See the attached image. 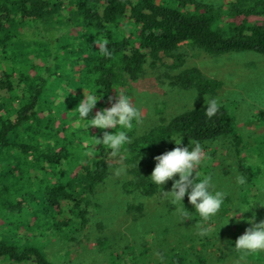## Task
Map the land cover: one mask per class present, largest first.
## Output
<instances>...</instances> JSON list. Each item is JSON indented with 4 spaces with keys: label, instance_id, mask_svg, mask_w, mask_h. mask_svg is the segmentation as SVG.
Returning a JSON list of instances; mask_svg holds the SVG:
<instances>
[{
    "label": "trees",
    "instance_id": "obj_1",
    "mask_svg": "<svg viewBox=\"0 0 264 264\" xmlns=\"http://www.w3.org/2000/svg\"><path fill=\"white\" fill-rule=\"evenodd\" d=\"M226 1L227 5L215 9L196 0H0L2 54L8 55L29 42L20 30L26 22L52 23L55 18L61 22L62 12L69 11V26L74 30V34L36 37L30 42L36 45L39 55L48 51L45 61L51 56L55 59L45 63L48 75L32 74V64L23 67L15 78L11 71L6 78H0V228L5 237L0 238V261L53 264L37 247L22 245L23 239L16 240L20 227L31 226L30 218L50 216L57 220L60 216V224L78 230L91 222L96 189L110 175L108 151L101 145L92 155L87 150L78 156L70 135L61 136L57 126L62 111L76 109L84 89L98 91L102 98L97 104L101 107V100L125 84L126 76L138 78L150 59L155 63L162 54L174 57L184 43L198 45L212 55L247 50L264 55V0ZM105 42L107 56L99 48ZM46 44L50 49L44 47ZM60 47L68 48V56H61ZM69 61L75 62V67H67L65 63ZM176 81L183 89L195 88L204 93L215 92L221 85L202 78L195 68L182 72ZM205 111L206 105L187 110L125 146V159L133 166L136 179L125 185L127 190L129 184L133 186L129 192L149 196L157 192L139 162L172 136L199 143L236 136L238 125L230 109L221 106L211 120ZM77 114L71 111L70 117ZM133 134V130L128 131L129 137ZM252 150L258 157L240 158V170L254 184L264 168L251 162L264 160V137L257 139ZM129 204V211L143 210L142 205ZM225 220L228 218L223 217L222 224ZM223 229L216 228L213 235L219 232L227 245H218L209 238L205 239L206 245H197L198 240L186 233L178 238L174 249L162 251L163 259L158 264H214L211 258L222 264L235 258L242 264H257L262 252L247 254L234 248L244 233L227 238L224 232L229 225Z\"/></svg>",
    "mask_w": 264,
    "mask_h": 264
},
{
    "label": "rangeland",
    "instance_id": "obj_2",
    "mask_svg": "<svg viewBox=\"0 0 264 264\" xmlns=\"http://www.w3.org/2000/svg\"><path fill=\"white\" fill-rule=\"evenodd\" d=\"M196 1L210 4L215 9L228 4L226 0ZM62 14L64 19L61 22L57 18L52 23L29 21L26 22L27 25L21 27L25 41L29 42L23 45V48L17 47L11 50L8 55L0 52V78H6L5 74L10 71L13 72V78H15L14 75L17 76L23 67L32 64L34 66L32 74L40 72L41 76L48 75L45 63H51L55 59L51 56L48 61H45L48 51L43 50L39 55L35 51L36 45L30 42L36 37L46 36L48 38L51 35L59 36L67 32L74 34L73 27L69 26L71 13L63 11ZM44 47L50 49L48 44ZM67 47H60V54L63 58L68 56ZM69 49L73 48L69 47ZM69 57L74 56L69 55ZM161 57L162 59L155 63L150 59L138 78L132 79L126 76L125 84L117 86L109 97H112L115 102L117 90L122 91L131 97L136 106L141 109L142 120L139 124L134 123L131 129L134 132L130 137L131 141L153 127L169 122L176 115L206 105L205 97L217 99L221 106L230 109L238 125L236 136H226L200 143L207 156V164L202 171L213 178L217 189L226 193L224 207L218 216L207 222L202 221L198 214L194 213L195 208L186 196L184 203L190 211L188 217L191 219L181 217L175 212L176 206L163 199L158 186L157 192L151 196L140 192H129L128 190L133 186L129 184L127 190L125 185L127 186L136 179L131 171L133 166L129 165L125 159L126 149L124 148L115 157L110 154V150H107L110 175L105 183L96 189L91 207V222L88 227L78 230V227L65 226L57 221L60 216L57 220L51 219L50 216H44L43 219L30 218L31 226L20 227L16 236V240L23 239L22 245L37 247L53 264H158L163 259L162 251L174 249L178 238L186 233L190 234L194 240H198V243H195L197 245H206L205 239L207 238L212 242L213 240L218 241V245H227L222 241L219 232L215 235L212 232L204 237L199 236L197 234L198 224L215 225V229L219 227L221 231H224L223 217L230 219L234 204L247 203L264 193V172L252 184L240 170V158L246 156L252 158L256 155L252 148L257 139L264 137V119L262 118V113H264V55L251 50L212 55L198 45L184 43L177 49L174 57L165 54ZM74 63L69 61L65 65L71 67ZM194 68L201 72L202 78L216 80L221 85L212 93L200 92L195 88L183 89L176 81V77ZM1 93L6 95L4 91ZM59 95V99L62 98L61 92ZM63 100L67 101L65 98ZM100 104H102L101 107L97 104L88 119L93 118L97 111L112 106L109 98L101 100ZM71 111L76 113L75 108ZM71 111H62V118L58 116L57 126L62 130L61 136L70 135L74 145L77 146L76 155L79 156L80 151L86 153L87 150L89 152L95 147L94 141L102 137L103 131L95 127L83 130L86 122L78 124L79 114L76 115L77 117H70ZM106 131L114 132L115 130L107 129ZM183 143L187 146L190 141L184 138ZM100 146L97 145L95 148ZM175 147L174 140L170 139L152 151L143 161L139 162V168L143 174L150 179L156 166L155 157ZM260 159L258 158L257 162L255 160L250 162L264 168V160ZM75 160L78 161L76 158ZM83 161L88 163L87 160L83 159ZM1 165L2 163H0V168ZM34 173L35 170H33V175ZM237 176L246 177L247 183L243 186L238 185ZM172 186L173 181L170 180L162 188L164 191H170ZM130 202L137 206L142 205L143 210L135 208L129 211ZM253 212L256 213V222L264 220V207L257 203L251 212L231 219L228 224L229 229L224 232L225 237L230 238L238 232L245 233L251 225L243 217L251 218ZM179 220L181 222L178 224ZM3 237L0 228V238ZM184 241L189 240L186 238ZM262 253L257 264H264V252ZM211 259L214 264H222L217 258ZM242 263L243 261L235 258L228 264ZM0 264L18 263L0 261Z\"/></svg>",
    "mask_w": 264,
    "mask_h": 264
},
{
    "label": "clouds",
    "instance_id": "obj_3",
    "mask_svg": "<svg viewBox=\"0 0 264 264\" xmlns=\"http://www.w3.org/2000/svg\"><path fill=\"white\" fill-rule=\"evenodd\" d=\"M105 45L106 42L99 45V48L102 54L107 56L109 53ZM101 98L97 90L84 89V97L75 109L79 114L77 122L78 124L86 122L83 125V130L91 127L102 130V137L96 138L94 145L95 147L102 145L106 150H110V154L115 157L131 142L128 131L133 128L134 123L139 124L141 122L142 111L136 106L131 97L117 90L115 102H113L112 97H109L112 106L97 111L93 118L88 119ZM205 99V115L211 120L220 111L221 105L217 99H209L208 97H205ZM118 128L120 130H117ZM107 129H114L115 131L109 132L106 131ZM171 138L174 140L176 147L155 157L156 166L149 177L152 184L161 189V196L166 202L176 206L175 212L181 217H188L190 212L185 207L184 200L186 196L189 203L195 208L194 213L198 214L202 221L207 222L217 217L224 207L226 193L217 189L213 178L202 171L207 164L204 147L198 141L192 140H190L189 145L185 146L183 136L177 135ZM95 147L87 154L92 155ZM117 175H119V172H117ZM170 180L173 181L172 189L164 191L162 186ZM236 182L238 185L243 186L247 183V180L244 176H237ZM257 203L264 207V193L259 198L250 200L247 203L234 204L230 219L223 222L222 228L228 225L233 217L251 212ZM243 218L247 220L251 227L247 228L245 233L236 240L235 250L247 254L264 252V220L256 222L255 212H253L251 218ZM188 219H191V217H188ZM215 230V225L201 223L198 224L197 234L204 237Z\"/></svg>",
    "mask_w": 264,
    "mask_h": 264
}]
</instances>
